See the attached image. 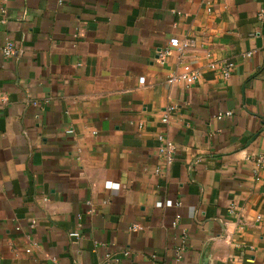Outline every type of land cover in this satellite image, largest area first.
<instances>
[{"label":"crops","instance_id":"1","mask_svg":"<svg viewBox=\"0 0 264 264\" xmlns=\"http://www.w3.org/2000/svg\"><path fill=\"white\" fill-rule=\"evenodd\" d=\"M0 98V264H264V0H0Z\"/></svg>","mask_w":264,"mask_h":264},{"label":"built area","instance_id":"2","mask_svg":"<svg viewBox=\"0 0 264 264\" xmlns=\"http://www.w3.org/2000/svg\"><path fill=\"white\" fill-rule=\"evenodd\" d=\"M191 46L190 41H180L178 38H171L169 41V45L166 48L165 52L162 54V59L165 61L168 56L172 54V51L174 48H177L181 53L185 52L189 47ZM15 45L13 43H7L5 48H4V54L7 57H11L15 54L16 49ZM208 65H207V71H212L214 73H217L221 78L223 79H228L231 77L235 64L227 61H217L213 60L211 55L208 54ZM250 56V54H248ZM183 55L180 57V62L182 63ZM185 70L183 71H178L176 74H174L170 79L168 80L169 84H174L175 82L182 81L185 83L187 88H191L193 85L197 84L200 82V80L203 77L204 74V69H194L189 66L184 67ZM139 82L141 85H144L146 83L145 77H141L139 79ZM3 102V99L0 98V105ZM226 115H231V113H226ZM169 121V116L167 115L164 118V122L168 123ZM162 140L164 137H160ZM166 151L168 154V162L171 163L172 161V151H173V145L171 142H166ZM261 165L264 166V160L259 161ZM262 166V167H263ZM139 226H136L135 229H138ZM71 238L74 239H79L80 234L78 232L71 233L70 234ZM108 257V256H107ZM109 258V257H108ZM110 264V263H106Z\"/></svg>","mask_w":264,"mask_h":264}]
</instances>
